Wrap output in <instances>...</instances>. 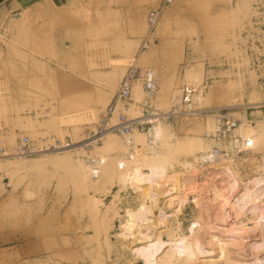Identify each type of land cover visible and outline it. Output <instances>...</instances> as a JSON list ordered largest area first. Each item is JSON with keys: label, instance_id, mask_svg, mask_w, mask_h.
Segmentation results:
<instances>
[{"label": "rangeland", "instance_id": "1", "mask_svg": "<svg viewBox=\"0 0 264 264\" xmlns=\"http://www.w3.org/2000/svg\"><path fill=\"white\" fill-rule=\"evenodd\" d=\"M15 1L0 5V148L28 138L39 154L0 158V264H264V194L237 196L264 163V0H171L153 29L148 14L163 0ZM131 65L153 71L157 115L182 87H201L199 108L227 109L237 133L257 139L232 159L234 181L181 166H195L217 117L150 118L163 130L166 170L143 172L137 185L104 175L90 187L87 159L105 160L103 173L125 154L114 133L53 151L83 146ZM126 210L138 211L130 228Z\"/></svg>", "mask_w": 264, "mask_h": 264}, {"label": "built area", "instance_id": "2", "mask_svg": "<svg viewBox=\"0 0 264 264\" xmlns=\"http://www.w3.org/2000/svg\"><path fill=\"white\" fill-rule=\"evenodd\" d=\"M171 3V0H163L159 7L148 14L147 23L150 29H153L159 20L163 9ZM149 37L143 40L141 49L148 47ZM140 85L145 93V98L136 103L133 97L134 88ZM157 93V82L151 70L140 71L131 65L123 78L121 79L117 91L106 107L102 116L95 123V129L89 134L83 148L90 149L96 144L103 134L114 133L122 138L126 143L131 141L135 131L147 136L151 141L150 131L152 122L150 118L158 117L159 119H189L206 117H217L218 121L211 129H205L204 139L210 148L207 152L201 154L199 164L208 166L210 163L219 160H232L237 155H242L251 150V142L240 136L238 121L224 112L227 109H201L199 108L198 97L203 93V88L184 86L180 89L179 95L173 98L171 109L165 113L157 115L153 112L152 100ZM130 106H136L143 111L141 117L128 119L123 110ZM132 148L134 145H130ZM71 148L70 144H57L53 151H62ZM134 150V149H133ZM28 138H24L12 151L8 153L4 147L0 148V158L6 157H24L31 158L38 155ZM87 162L93 165V159H87Z\"/></svg>", "mask_w": 264, "mask_h": 264}, {"label": "bare ground", "instance_id": "3", "mask_svg": "<svg viewBox=\"0 0 264 264\" xmlns=\"http://www.w3.org/2000/svg\"><path fill=\"white\" fill-rule=\"evenodd\" d=\"M151 72L153 73L152 70H151ZM136 87L140 90V92L142 93V96L143 95L145 96V93L142 90L141 86L140 85H137ZM136 87L133 90V97L135 96L134 95V92L136 90ZM202 94H200L199 97H198V103L199 104L201 103L200 98L202 97L201 96ZM178 95H179V91H178ZM141 100H143V99H141ZM101 104H103V101L100 100V101H98L97 106H99ZM134 107H136V106H134ZM158 121L159 120L156 119L155 120V123L157 122V124L154 127L152 126V128H151L152 129L150 131V136L152 138L151 141H148V138H147L146 135L139 134L138 132H137L138 134H134L133 133L132 138H131V141L129 143H126L125 141H123L124 148H125V154L123 155L122 158H119L117 160V162L115 163V165H116L115 168L116 169L107 168L102 173V170H100V168L101 169L104 168V166L106 164V163L104 164L105 160H104V162L103 161L101 162V160L99 158L93 159V162H94L93 165L91 163H89V162L86 161L85 164H84V167H85L86 177L90 178L89 179L90 187H94L97 183H100V180H101L102 177H104V175L106 177H109V179L110 178L113 179L114 177H117L119 179V181L121 182V184H123L126 187L128 185H131L132 183L134 184V182H137L136 179L139 176L142 177L141 175L145 171L152 170L153 168H154L153 170L159 168V169H161V172L162 171L165 172L167 158L164 157V156H162L161 155V152L159 150V146H160L159 145V140L163 137V130H162V127L160 126L161 125L160 122H158ZM214 126L210 127V129L213 128ZM110 134L111 133H109V132L103 134L102 137H101V139L103 137H107ZM242 137L245 138V139H248L251 142V146L252 147H251V150L250 151L254 150V141L256 143L257 142V139L254 140V139H252V137H249V136H242ZM116 143L117 142H115V140L113 138H111V139L109 138V140H107V142L105 144V149L107 151H111L115 147L114 145ZM130 145H134V147L132 148ZM138 146L139 147H142V148L139 149ZM206 146H207V149L204 152H207L209 150V148H210L209 144L208 145L206 144ZM82 149H83V147L80 145V146H75V147L73 146L72 148L62 150L61 152L65 153V152H69V151H77V150H82ZM140 150H143V151L140 152ZM196 150L197 151H201L203 149L199 145V146L196 147ZM204 152H202V153H204ZM202 153H200L198 155V157H197V159H196V161L194 163L195 166H193V164L191 162H189V161L186 160V161H184L181 164L182 168L185 169V170L192 169V170H195L196 171L198 168L205 167V166H202V165L199 164V158H200V156H201ZM143 154L150 155L152 158L149 159L148 156L143 155ZM236 157H238V155ZM231 161L232 160H219V161H214L213 163H210L208 166L206 165V167H209L210 170H212V173H213V171L214 172L215 171H221V174H223L225 177H228V179L231 182L232 179H233L232 181H234V179H235V177L233 178L232 172L229 170V165L232 164ZM108 164H109V162H108ZM220 164H226L228 167L226 165L225 166L223 165V167H220V166L216 167V165H220ZM110 166H111V164H110ZM218 174H219V172H218ZM216 176H214V177H216ZM218 176H220V175H218ZM239 179H238V181H239ZM138 182L136 183V185L138 184ZM236 182H237V180H236ZM240 182L242 183V181H240ZM139 183H142V181L140 180ZM234 188H235V182L230 185L229 189H234ZM257 190H259V192H261L262 194H264V163H263V165H259L257 167V170L255 171L254 175H252L249 178L248 182L243 183V186H241V188H240L237 196H240V198L242 197L241 199L244 200L243 197H245V199H247L248 198L247 196H249L248 194L251 195V193L253 194V192H255ZM230 192H231V190H230ZM257 194L255 193V194H253V196L254 195L256 196ZM245 195H247V196H245ZM147 196H149V194H145L144 195V197H147ZM251 198L254 199V197H251ZM257 198L258 197H256V199ZM241 199L240 200L238 199V200L241 201ZM256 199H254L253 201H255ZM231 200H232V198H231ZM248 202H251V200H249ZM248 202H247V204H249ZM228 203H229V201H228ZM139 212H141V209H140ZM139 215H140V213H139ZM124 217H126V221H125L126 224H125L124 228L125 227H129V226H132V225H134L133 224L134 221L136 219L137 220L139 219V217H138V211L135 212L133 210H126ZM183 263L186 264V262H183Z\"/></svg>", "mask_w": 264, "mask_h": 264}, {"label": "crops", "instance_id": "4", "mask_svg": "<svg viewBox=\"0 0 264 264\" xmlns=\"http://www.w3.org/2000/svg\"><path fill=\"white\" fill-rule=\"evenodd\" d=\"M29 1L32 0H16L14 2V7L16 9H23L25 6L28 5ZM46 3L50 4V2L53 4L52 6L55 5H60L61 8L66 7L67 5H69L70 3L74 2L75 0H45ZM7 2V0H0V5H3ZM111 8V7H110Z\"/></svg>", "mask_w": 264, "mask_h": 264}]
</instances>
